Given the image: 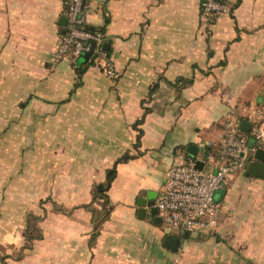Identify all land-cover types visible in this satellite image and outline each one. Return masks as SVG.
Wrapping results in <instances>:
<instances>
[{
    "label": "crops",
    "instance_id": "crops-1",
    "mask_svg": "<svg viewBox=\"0 0 264 264\" xmlns=\"http://www.w3.org/2000/svg\"><path fill=\"white\" fill-rule=\"evenodd\" d=\"M228 5L207 20L200 0H106L108 16L96 9L87 22L103 31L115 75L92 64L78 80L68 56L55 59L65 0H0V86L16 97L24 86L16 103L44 161L35 195L68 211L48 209L43 239L58 233L48 264H264V177L246 167L214 192L215 230L180 236L176 251L136 206L155 201L177 151L219 149L230 107L246 119L243 109L264 106V0ZM109 170V212L88 244L96 228L80 205L100 211Z\"/></svg>",
    "mask_w": 264,
    "mask_h": 264
},
{
    "label": "built area",
    "instance_id": "built-area-1",
    "mask_svg": "<svg viewBox=\"0 0 264 264\" xmlns=\"http://www.w3.org/2000/svg\"><path fill=\"white\" fill-rule=\"evenodd\" d=\"M105 5L106 0H65L67 26L56 45V60L68 56L73 68H77L79 55L92 47L87 60L107 76L115 75L103 47V31L87 22V17L96 9L107 17ZM200 8L207 20L229 11L228 0H200ZM243 113L251 124L249 134L240 128L242 118L230 107L223 117L221 144L215 153L207 152L202 159L183 151L173 155L165 170L162 189L154 201L167 233L181 236L215 230L219 207L214 201V192L225 189L230 178L254 159L258 148L264 150V106L243 109ZM197 159L202 161L201 169L195 167Z\"/></svg>",
    "mask_w": 264,
    "mask_h": 264
},
{
    "label": "rangeland",
    "instance_id": "rangeland-1",
    "mask_svg": "<svg viewBox=\"0 0 264 264\" xmlns=\"http://www.w3.org/2000/svg\"><path fill=\"white\" fill-rule=\"evenodd\" d=\"M10 87L0 86V256H10L7 264H48L53 258L49 256V245L57 248L58 233L56 237L52 234L51 241L35 239L30 248H25L26 215L32 212L39 216L31 218V226H39L44 235L48 209L57 211L56 203L35 195V188L43 181L40 177L43 156L34 154L32 139L27 135L26 110L16 103L26 100L21 92L24 86H19L18 97L12 94ZM249 196L248 204L252 202ZM51 223L58 227L57 219L52 218ZM31 234L37 235V230H32ZM20 254L21 259H14Z\"/></svg>",
    "mask_w": 264,
    "mask_h": 264
},
{
    "label": "water",
    "instance_id": "water-1",
    "mask_svg": "<svg viewBox=\"0 0 264 264\" xmlns=\"http://www.w3.org/2000/svg\"><path fill=\"white\" fill-rule=\"evenodd\" d=\"M108 46H109V44L107 42H105L103 45L105 50H108ZM91 52H92V47L90 48L89 51L82 52L77 59V64L79 66L84 64L87 61L88 57L90 56ZM250 125H251L250 122L246 119H242L240 122V128L243 130H248L250 128ZM186 152H187V154H189L191 156H195L196 146L194 144H188L186 146ZM195 167L197 169H201L202 168V161L197 159ZM246 168H247L248 174H251L255 177H260V178L264 177V150L263 149L258 148L254 152V159L251 160L250 162H248ZM110 172H111V170H109L107 172V175H106V186L103 187L102 184H98L96 186L97 192H100L102 189L108 188V186L110 184V178H109ZM136 206L138 207L139 217L142 218L144 216L146 210H148V213H150L151 215L154 216L153 221L157 222V223L160 222V217L157 215V208L154 205V198L152 196L148 195L145 198L138 197L136 200ZM180 240H181L180 236H174L171 234H166L163 238L162 244L164 247H166L172 251H176L178 246H179Z\"/></svg>",
    "mask_w": 264,
    "mask_h": 264
},
{
    "label": "trees",
    "instance_id": "trees-1",
    "mask_svg": "<svg viewBox=\"0 0 264 264\" xmlns=\"http://www.w3.org/2000/svg\"><path fill=\"white\" fill-rule=\"evenodd\" d=\"M239 1L240 0H236V3H238ZM107 53H108V51H107ZM92 64L93 63L90 60H87L84 64H82L80 66L78 65L77 68H75L78 80L80 79L81 75L84 73L86 68L89 65H92ZM78 83H79V81L76 84H78ZM154 88H155V86H152L150 88L149 92L151 93L154 90ZM145 111H147V109H145ZM142 119L143 118H139L138 120H136L137 123H141ZM183 152L187 153L184 149H183ZM246 167H247V165H246ZM105 191H106V189H102L98 194H95L94 197H93L94 200H95L96 197H100L102 199V202L100 204V211H97V210H95L94 207H91L90 206L91 204H81L80 205V207L86 208V209H88L90 211V213L92 215L91 216V220H92V222H93V224H94V226L96 228L94 230L95 231L94 234L88 240V244H90L92 241H94L96 235L99 233L100 222L107 217L106 213L109 212V209L106 207V205L108 204L109 200L107 198V195L105 194ZM46 198H48V201H51L49 197H46ZM51 203H56V202L52 201ZM55 207H56V210L59 211V212H62V213H67L68 212L66 210V208H64L61 204H57L56 203ZM42 209H43V211H45L44 207ZM38 217H39L38 215H35L32 212H28L27 215H26V228H25L26 246H24L25 248H30L31 243H32L33 240L43 238V234L41 233L39 226H35V227L31 226V218H38ZM32 230H37L38 234L37 235L31 234ZM186 234H190V233L188 232ZM184 235L185 234H182L181 236L183 237ZM164 236H165V234L163 235V237ZM9 257L10 256L8 254H2L0 256V264H7V259ZM14 259H16V260L21 259V254L18 255L17 257H15Z\"/></svg>",
    "mask_w": 264,
    "mask_h": 264
}]
</instances>
